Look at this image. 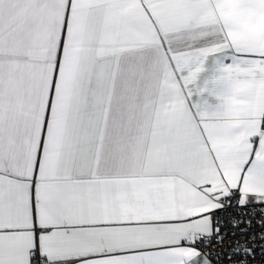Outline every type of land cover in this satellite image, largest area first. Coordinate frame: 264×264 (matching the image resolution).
Instances as JSON below:
<instances>
[{"label": "snow or ice", "instance_id": "snow-or-ice-1", "mask_svg": "<svg viewBox=\"0 0 264 264\" xmlns=\"http://www.w3.org/2000/svg\"><path fill=\"white\" fill-rule=\"evenodd\" d=\"M0 264H264V0H0Z\"/></svg>", "mask_w": 264, "mask_h": 264}]
</instances>
